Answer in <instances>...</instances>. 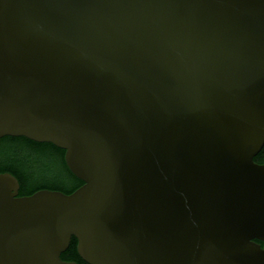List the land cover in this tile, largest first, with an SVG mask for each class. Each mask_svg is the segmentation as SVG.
I'll return each mask as SVG.
<instances>
[{"label": "water", "instance_id": "water-1", "mask_svg": "<svg viewBox=\"0 0 264 264\" xmlns=\"http://www.w3.org/2000/svg\"><path fill=\"white\" fill-rule=\"evenodd\" d=\"M82 184L0 172V264H264V0H0V138Z\"/></svg>", "mask_w": 264, "mask_h": 264}, {"label": "trees", "instance_id": "trees-1", "mask_svg": "<svg viewBox=\"0 0 264 264\" xmlns=\"http://www.w3.org/2000/svg\"><path fill=\"white\" fill-rule=\"evenodd\" d=\"M255 160L263 161L264 154ZM0 172H8L16 177L20 196L30 195L40 189L69 194L82 184L67 168L64 150L49 142H35L23 136L0 138ZM60 257L77 264H87L79 257L73 237Z\"/></svg>", "mask_w": 264, "mask_h": 264}, {"label": "flooded vegetation", "instance_id": "flooded-vegetation-1", "mask_svg": "<svg viewBox=\"0 0 264 264\" xmlns=\"http://www.w3.org/2000/svg\"><path fill=\"white\" fill-rule=\"evenodd\" d=\"M262 154H264V145H263V147L261 148V150L253 157V160L255 161V162H257L255 159L259 156V155H262ZM257 163H264V160L263 161H261V162H257Z\"/></svg>", "mask_w": 264, "mask_h": 264}]
</instances>
